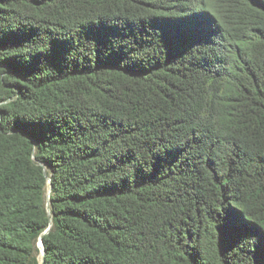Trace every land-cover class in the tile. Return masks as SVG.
Returning <instances> with one entry per match:
<instances>
[{"label": "trees", "instance_id": "obj_1", "mask_svg": "<svg viewBox=\"0 0 264 264\" xmlns=\"http://www.w3.org/2000/svg\"><path fill=\"white\" fill-rule=\"evenodd\" d=\"M42 263L264 264V0H0V264Z\"/></svg>", "mask_w": 264, "mask_h": 264}, {"label": "water", "instance_id": "obj_2", "mask_svg": "<svg viewBox=\"0 0 264 264\" xmlns=\"http://www.w3.org/2000/svg\"><path fill=\"white\" fill-rule=\"evenodd\" d=\"M49 180H50V179H49ZM51 187H52V186H51ZM49 192H51V189L49 190ZM50 227H51V225H50L49 228L45 231V233L49 231ZM39 246L41 247V254H42V261H43V259H44V255H45V249H44V245H43L42 237H40V239H39ZM42 264H43V263H42Z\"/></svg>", "mask_w": 264, "mask_h": 264}, {"label": "bare ground", "instance_id": "obj_3", "mask_svg": "<svg viewBox=\"0 0 264 264\" xmlns=\"http://www.w3.org/2000/svg\"><path fill=\"white\" fill-rule=\"evenodd\" d=\"M48 194V193H47ZM40 259H42V254H40Z\"/></svg>", "mask_w": 264, "mask_h": 264}, {"label": "rangeland", "instance_id": "obj_4", "mask_svg": "<svg viewBox=\"0 0 264 264\" xmlns=\"http://www.w3.org/2000/svg\"><path fill=\"white\" fill-rule=\"evenodd\" d=\"M40 256V255H39Z\"/></svg>", "mask_w": 264, "mask_h": 264}]
</instances>
